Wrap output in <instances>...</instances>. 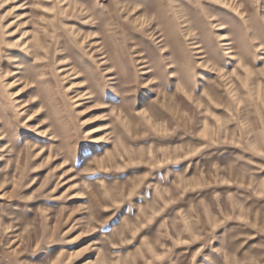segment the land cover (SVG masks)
<instances>
[{
    "label": "rangeland",
    "instance_id": "obj_1",
    "mask_svg": "<svg viewBox=\"0 0 264 264\" xmlns=\"http://www.w3.org/2000/svg\"><path fill=\"white\" fill-rule=\"evenodd\" d=\"M0 264H264V0H0Z\"/></svg>",
    "mask_w": 264,
    "mask_h": 264
},
{
    "label": "bare ground",
    "instance_id": "obj_2",
    "mask_svg": "<svg viewBox=\"0 0 264 264\" xmlns=\"http://www.w3.org/2000/svg\"><path fill=\"white\" fill-rule=\"evenodd\" d=\"M223 41V42H222ZM220 43H221V47L223 48V52H224V54H226L227 56H228V58L230 59V60H234L235 59V52H234V47H233V44L232 43H230V42H228L227 40H225V39H222L221 41H220ZM194 48L195 49H198V51H199V54H202V51H200V46L199 45H195L194 46ZM122 54V53H121ZM21 55H22V59L23 58H25V56L21 53ZM118 55V54H117ZM104 58V57H103ZM106 58H108V57H106ZM203 58V57H202ZM140 59V58H139ZM55 62H56V59H55ZM236 62V61H235ZM105 63H102V65H104ZM20 65H23V63H22V61L20 62ZM17 67V66H16ZM19 70H20V73L21 74H24L26 71H27V69L28 68H23V67H17ZM41 77V76H40ZM26 78V77H25ZM24 78V79H25ZM31 78V77H30ZM23 79V78H22ZM39 79V78H38ZM29 80V79H28ZM33 82V80H31V83ZM180 89V88H179ZM103 90V89H102ZM108 94H110V93H108V92H105V93H102V95L100 96V99L101 100H105L106 98H107V96H108ZM35 105H37V104H35ZM34 106V105H33ZM38 106V105H37ZM54 152H55V150H54Z\"/></svg>",
    "mask_w": 264,
    "mask_h": 264
}]
</instances>
